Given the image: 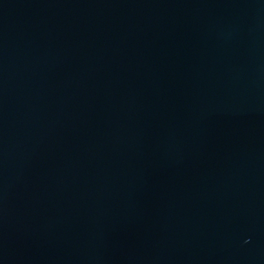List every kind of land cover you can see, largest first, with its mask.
<instances>
[{
  "label": "water",
  "instance_id": "obj_1",
  "mask_svg": "<svg viewBox=\"0 0 264 264\" xmlns=\"http://www.w3.org/2000/svg\"><path fill=\"white\" fill-rule=\"evenodd\" d=\"M0 264H264V0H0Z\"/></svg>",
  "mask_w": 264,
  "mask_h": 264
}]
</instances>
